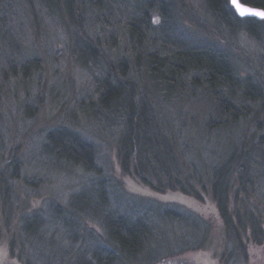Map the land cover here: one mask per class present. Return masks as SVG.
Here are the masks:
<instances>
[{"label":"rangeland","instance_id":"1","mask_svg":"<svg viewBox=\"0 0 264 264\" xmlns=\"http://www.w3.org/2000/svg\"><path fill=\"white\" fill-rule=\"evenodd\" d=\"M224 8L222 19L204 0H0V264H264V18ZM195 49L227 63L234 83L214 92L230 94L233 118L197 72L165 79L172 53ZM110 86L119 99L103 105ZM129 91L199 198L122 170ZM62 130L90 144L91 169L50 152L47 134ZM241 149L248 185L234 204L227 176V211L252 217L259 243L249 222L227 233L211 190L213 168ZM119 217L144 226L135 254L108 235Z\"/></svg>","mask_w":264,"mask_h":264},{"label":"trees","instance_id":"2","mask_svg":"<svg viewBox=\"0 0 264 264\" xmlns=\"http://www.w3.org/2000/svg\"><path fill=\"white\" fill-rule=\"evenodd\" d=\"M240 1L264 9V0ZM204 2L213 14L222 19L226 18L228 12L224 8L225 0H204ZM199 54L203 55V50H184L172 53V59L173 56L176 60L182 58L184 59V63L181 66L173 64L172 59L168 61L170 73H166L164 77L168 81H176L177 78L180 79L181 75L188 70L195 71L203 77L204 81L202 85L212 92V96H215V98L213 97L214 100L217 101L218 97L214 92L215 87L228 86L234 83L229 67L220 57H215V62H212L208 58L203 59ZM151 69L155 70L154 68ZM113 87H106L104 92L102 91L99 94V102L101 104L109 105L110 103H116L118 101L119 91L116 87ZM229 96L230 94H224L222 96L223 99L217 101V109L220 114L227 113L233 118V112L230 107L225 105V102L229 101ZM158 127L154 114L148 110L145 104L133 99V94L129 91L125 103V130L119 148L120 166L122 170L131 173L140 183L155 191H163L164 189L179 190L195 198H199V194L193 188L191 182L187 180L183 182L179 179V172L176 171L178 170L177 164L179 163L177 157L173 152L169 151L165 138L159 137V134H157ZM46 145L56 159L81 164L85 168L91 169L90 160L92 149L90 144L81 140L72 132L64 130L49 132L46 137ZM164 146L165 151L168 150L165 157H163V152L160 151V148H164ZM234 154H231L221 165L213 168L211 178L212 194L217 199L218 209L227 233L229 235L232 234L235 239H238L240 233L245 228V224L249 222L251 236L259 243L260 228L258 227V223L256 221L254 222L252 217L244 219L239 212L227 211L228 195L226 191L233 185L231 192L234 204H236L239 201L241 192L247 187V181L249 180L246 176V166L248 165L249 158H247L244 149H241L236 155ZM161 162L163 164L166 163L164 164V168L159 170L157 166L163 165L160 164ZM172 162L176 164V167H173ZM227 165L230 167L229 169ZM225 168H227V172L224 171ZM145 170L151 171L156 178H151L144 172ZM157 171H160L162 175ZM228 175L233 180L232 185L226 184L230 180L229 177L227 178ZM161 176H164L165 179L161 178ZM105 224L110 239L113 240L122 253L135 254L136 251L140 250L142 246L141 235L144 233L142 232L144 230L143 225L140 226L138 222L129 223L122 217L116 218V220L107 219ZM140 228L141 230H139Z\"/></svg>","mask_w":264,"mask_h":264},{"label":"water","instance_id":"3","mask_svg":"<svg viewBox=\"0 0 264 264\" xmlns=\"http://www.w3.org/2000/svg\"><path fill=\"white\" fill-rule=\"evenodd\" d=\"M236 3L240 4L242 8H250L256 11H264V9L260 8V7H255V6H251L248 4H245L243 2H241L240 0H236ZM229 4L231 5V7L233 8L234 13L236 14L237 17L239 18H256V19H262L264 17L261 16H257V15H253V14H244L241 15L240 12L237 10L235 4L233 3V0H229Z\"/></svg>","mask_w":264,"mask_h":264},{"label":"snow or ice","instance_id":"4","mask_svg":"<svg viewBox=\"0 0 264 264\" xmlns=\"http://www.w3.org/2000/svg\"><path fill=\"white\" fill-rule=\"evenodd\" d=\"M233 3L235 4L237 10L240 12L241 15L244 14H253L257 16L264 17V11H256L250 8H242L240 4L236 3V0H233Z\"/></svg>","mask_w":264,"mask_h":264}]
</instances>
